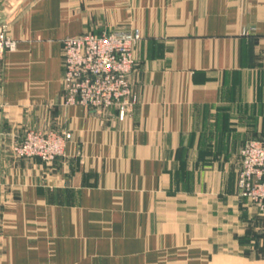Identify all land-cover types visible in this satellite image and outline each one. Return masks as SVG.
I'll return each mask as SVG.
<instances>
[{
  "label": "crops",
  "instance_id": "obj_1",
  "mask_svg": "<svg viewBox=\"0 0 264 264\" xmlns=\"http://www.w3.org/2000/svg\"><path fill=\"white\" fill-rule=\"evenodd\" d=\"M0 264H264L238 190L264 141V0H0ZM138 28L124 116L67 106L63 40ZM71 133L53 162L29 130Z\"/></svg>",
  "mask_w": 264,
  "mask_h": 264
},
{
  "label": "built area",
  "instance_id": "obj_2",
  "mask_svg": "<svg viewBox=\"0 0 264 264\" xmlns=\"http://www.w3.org/2000/svg\"><path fill=\"white\" fill-rule=\"evenodd\" d=\"M138 28L103 34L83 33L63 40V92L67 106H85L95 112L117 109L124 117L137 103L131 75L134 48L141 40ZM15 50L16 43L0 25V53ZM71 133L29 130L13 147L18 159L53 162L62 156ZM2 137L0 135V151ZM238 190L264 214V141L249 140L240 149Z\"/></svg>",
  "mask_w": 264,
  "mask_h": 264
}]
</instances>
